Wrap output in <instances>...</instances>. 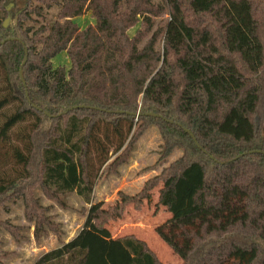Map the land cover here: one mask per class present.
Listing matches in <instances>:
<instances>
[{
	"label": "trees",
	"instance_id": "1",
	"mask_svg": "<svg viewBox=\"0 0 264 264\" xmlns=\"http://www.w3.org/2000/svg\"><path fill=\"white\" fill-rule=\"evenodd\" d=\"M88 13L96 26L82 29L74 20ZM60 53L68 71L53 66ZM0 82V114L13 109L0 141L24 144L0 196L40 158L46 190L91 205L79 234L36 264H162L144 241L113 239L92 200L95 166L119 164L149 125L162 160L184 150L140 194L162 185L171 218L159 237L183 264H264V0H0ZM120 196L121 208L139 198Z\"/></svg>",
	"mask_w": 264,
	"mask_h": 264
},
{
	"label": "rangeland",
	"instance_id": "2",
	"mask_svg": "<svg viewBox=\"0 0 264 264\" xmlns=\"http://www.w3.org/2000/svg\"><path fill=\"white\" fill-rule=\"evenodd\" d=\"M24 8L20 4L14 12ZM47 15L48 19H54L57 9L48 11ZM168 20L169 15H161L155 19L156 27H164ZM74 21L82 29L97 23L91 13ZM140 27V24L132 27L129 36L135 37ZM71 65L66 53H60L53 60L55 69L68 71ZM12 111V108L4 109L0 114V125L4 115H10ZM139 134L128 152L121 156L119 164L110 167L117 157L112 155L104 168L95 166L92 200L103 203L98 223L110 231L113 239L131 236L144 241L162 264H183L157 234V228L171 218L167 209L159 204L162 185L151 191L150 198L140 194L149 181L161 177L165 169L181 158L184 150L175 149L162 160L164 140L160 128L149 125ZM16 136L10 135L9 143L0 141V185L18 178L22 170L16 162L14 149L24 144ZM39 164L40 158H37L30 180L18 183L0 196V264H36L47 252L73 240L86 221L91 205L76 192L55 195L46 190L41 185ZM121 193L139 198L121 208Z\"/></svg>",
	"mask_w": 264,
	"mask_h": 264
},
{
	"label": "water",
	"instance_id": "3",
	"mask_svg": "<svg viewBox=\"0 0 264 264\" xmlns=\"http://www.w3.org/2000/svg\"><path fill=\"white\" fill-rule=\"evenodd\" d=\"M11 20H12V16H10V17L5 21V23H4V27H8V26L10 25ZM13 40H15V39H13ZM19 41H20V40H19ZM5 42H6V41H5ZM5 42H3L2 44H4ZM20 42H21V41H20ZM27 61H28V55H26V58H25V60H24V62H23V64H22V66H21V69H20V77H21V80H22V82H23V84H24L25 87H26V81H25V77H24L23 68H24L25 65L27 64ZM26 96H27V99L29 100V102L31 103V100H30V98H29V93H28V91H26ZM34 108H36V109H38V110H41L40 108H38V107L35 106V105H34ZM77 108H84V107H75V108H71V109L65 111L63 114H66L67 112H69V111H71V110H74V109H77ZM46 114L49 115L48 113H46ZM152 115H153V116H157V115H154V114H152ZM186 131H187L188 133H190V135L192 136V138L196 141L195 136H194L193 134H191V132H190L189 130H186ZM196 143H197L198 147L201 148L200 144H199L198 142H196Z\"/></svg>",
	"mask_w": 264,
	"mask_h": 264
}]
</instances>
